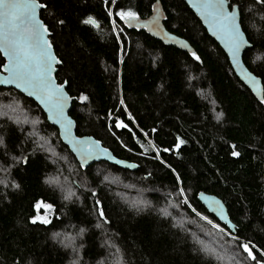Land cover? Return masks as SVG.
<instances>
[{
	"label": "trees",
	"instance_id": "trees-1",
	"mask_svg": "<svg viewBox=\"0 0 264 264\" xmlns=\"http://www.w3.org/2000/svg\"><path fill=\"white\" fill-rule=\"evenodd\" d=\"M228 1L242 9L251 44L243 60L264 87V5ZM39 2L62 60L56 78L75 98L77 135L139 168L100 162L84 171L35 101L0 88V264H254L228 233L264 251V104L186 3ZM158 5L166 29L202 62L116 15L132 11L144 23ZM121 120L131 131L115 127ZM200 192L224 202L234 233L200 204ZM38 204L52 205L50 224L31 222Z\"/></svg>",
	"mask_w": 264,
	"mask_h": 264
},
{
	"label": "snow or ice",
	"instance_id": "snow-or-ice-1",
	"mask_svg": "<svg viewBox=\"0 0 264 264\" xmlns=\"http://www.w3.org/2000/svg\"><path fill=\"white\" fill-rule=\"evenodd\" d=\"M256 2L264 5V0H256ZM193 6L201 11V14L209 21L214 32L219 34L224 40L233 62L238 64L242 49L248 46L240 6H233L228 0H198ZM44 8H47V4L40 3L39 0H0V52L6 57L7 63L3 65V71L8 74L3 80H0V83L15 85V87L26 92L28 96L36 97L47 109L49 119L59 124L63 129L65 139L72 144L74 150L80 153L83 160H87L95 154L98 144L72 138V121L65 117V108L72 97L66 95L61 85L54 83L52 76L53 65L61 64L62 60L57 59L53 54L52 43L45 38V34L49 33L48 28L37 19V10ZM109 15L111 16L112 13H109ZM116 15L121 21L128 24L140 19L132 11H119ZM60 23L63 24L64 21L61 20ZM84 23L96 25V21L91 18L85 20ZM151 23L158 27L159 16L154 17ZM113 24H115V21H113ZM192 58L195 61L202 62L200 56L195 52L192 53ZM246 79L255 87L257 83L255 77L247 74ZM78 99L81 103H84L88 100V97L81 96ZM260 103L264 104V98L260 100ZM115 127L131 131L129 125L122 120L116 122ZM179 143L182 145L184 142L181 140ZM0 145H3L2 138H0ZM235 148L236 146L232 145V156L239 157L240 152L236 151ZM178 150L179 148H177ZM164 151L167 152L169 149L165 148ZM16 187H19V185H16ZM180 194L183 195L182 189ZM185 203H187L186 200ZM212 203L218 206V208L213 210L219 211V214L223 216V205H220L219 201H213ZM99 204L100 202L97 201V205ZM40 206L38 204L37 208ZM44 207L49 211L52 209L50 204L44 205ZM98 212L99 217L107 223L102 206L99 207ZM202 218L207 219L206 217ZM31 222L33 224L37 222L41 224L51 223L47 218H36ZM208 223L212 224V221L208 220ZM213 227L218 226L213 225ZM231 227L234 229L235 225H231ZM218 230L224 232L223 228ZM83 231L81 229L80 233L82 234ZM228 235L236 243V246L247 254V258L250 261L254 262V264H264V251L257 248L252 241L242 239L232 233H228ZM73 252H77L75 247Z\"/></svg>",
	"mask_w": 264,
	"mask_h": 264
},
{
	"label": "water",
	"instance_id": "water-1",
	"mask_svg": "<svg viewBox=\"0 0 264 264\" xmlns=\"http://www.w3.org/2000/svg\"><path fill=\"white\" fill-rule=\"evenodd\" d=\"M186 5L190 8V10L195 14V16L198 18V20L201 22V24L203 25V27L206 29L208 35L213 38L217 44L223 49V51L225 52V54L227 55L230 64L232 66L233 71L235 72L236 76L239 78V80L244 83V85H246L249 90L252 92V94L254 95V97L260 101L262 98H264V87H263V83L262 80L257 77L256 75H254L245 65L244 63V54L246 52V50L251 47V44L248 41V46H245L244 49H242L240 55H239V63L236 64L233 62L231 55L228 51V48L225 45L224 40L220 37L219 34H217L216 32H214L213 28L210 26L209 21L207 19H205V17L201 14V11L199 9H197L196 7L193 6L194 3H197L198 0H183ZM229 2V1H228ZM230 3V2H229ZM43 9H38L37 10V19L40 20L43 25H45V23L42 21L41 19V11ZM159 16V26L157 27L156 25H153L151 22L153 20L154 17ZM152 17L150 20H148L147 22L144 23H139L137 21H133L130 24L126 23V26L129 30H134L137 28H144L146 30V32L148 33V35H150L151 37H153L154 39L160 41L161 43H163L165 46H172L177 48L178 50L187 52V53H193L194 49L193 47L189 44V42H187L186 40L170 33L165 25H164V21L162 19L161 16V8L160 5H158L157 8V13L155 14V16ZM46 26V25H45ZM47 27V26H46ZM50 32L48 34H45V38L47 40H50ZM246 36V35H245ZM247 38V37H246ZM248 40V39H247ZM53 46V45H52ZM52 52L53 54L57 57L54 47L52 48ZM2 58L5 60V63H7L6 57L3 55L2 52H0ZM57 59H59L57 57ZM60 64H54L53 68L54 71L52 73V76L54 78V83L57 85H61L64 89V92L66 93V95H68L69 97H71L69 95V93L67 92V83H59L57 78H56V73L58 70V66ZM250 74L252 77H255L256 80V85L255 87H253V85L249 82L248 79H246V75ZM8 74L6 72L3 71V66L0 69V80H3ZM0 88H7V89H15L18 92L22 93L24 96L32 99L33 101H35L44 111L46 117H47V121L50 125L55 126L58 131H59V136L61 141L64 143V145H66L70 152L75 156V158L77 159L78 163L80 164L81 168L85 171L86 169H88L90 166L96 164V163H100V162H105V163H109L110 165H114L117 166L119 168L125 169V170H130V171H136L138 170L139 166L136 163L127 161V160H123V159H119L117 158L113 152L106 148L105 146H103L102 142L97 140L96 138H94L93 136H79L77 135L76 132V122L74 121V119H72V117L69 115V112L72 108V103L75 100L74 97H72V99L69 101L68 106L65 108V117L68 120L72 121V129H71V133H72V138H75L77 140H81V141H91L94 143L98 144V147L95 150V154L92 157H89L87 160H83L80 153L77 152L76 150H74L73 146L71 143H69V141L67 139H65L64 135H63V129L60 127L59 124L54 123L51 119H49V113L47 111V109L44 107L43 104L40 103V101L34 97V96H28L26 92H23L21 89L15 87V85L12 84H2L0 83ZM106 150V151H104ZM117 161H119V163H117ZM198 200L200 202V204L206 209V211L213 215L215 217V219H217L222 225H225L230 231H232L234 233L235 228L233 229L231 227L232 222L230 220L229 217V213H228V209L226 207V205L224 204V202L218 198L215 195H211V194H207L205 192H200L198 194ZM213 201H219L220 205H223V216H221L219 214V211H214V208H218V206L216 204H213Z\"/></svg>",
	"mask_w": 264,
	"mask_h": 264
},
{
	"label": "rangeland",
	"instance_id": "rangeland-1",
	"mask_svg": "<svg viewBox=\"0 0 264 264\" xmlns=\"http://www.w3.org/2000/svg\"><path fill=\"white\" fill-rule=\"evenodd\" d=\"M4 64H5V61H4ZM38 210H42V211L39 212L37 218H47V219L51 220V217H52V214H53V210L52 209H51V211H49L47 208L44 207L43 204H41V206H40V208H38ZM209 252L212 253L211 250H209Z\"/></svg>",
	"mask_w": 264,
	"mask_h": 264
},
{
	"label": "flooded vegetation",
	"instance_id": "flooded-vegetation-1",
	"mask_svg": "<svg viewBox=\"0 0 264 264\" xmlns=\"http://www.w3.org/2000/svg\"><path fill=\"white\" fill-rule=\"evenodd\" d=\"M5 61V60H4Z\"/></svg>",
	"mask_w": 264,
	"mask_h": 264
}]
</instances>
